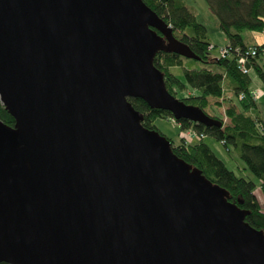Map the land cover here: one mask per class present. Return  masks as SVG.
<instances>
[{
    "label": "water",
    "instance_id": "1",
    "mask_svg": "<svg viewBox=\"0 0 264 264\" xmlns=\"http://www.w3.org/2000/svg\"><path fill=\"white\" fill-rule=\"evenodd\" d=\"M160 52L200 61L143 0H0V264H264L249 212L129 102L222 127Z\"/></svg>",
    "mask_w": 264,
    "mask_h": 264
},
{
    "label": "trees",
    "instance_id": "2",
    "mask_svg": "<svg viewBox=\"0 0 264 264\" xmlns=\"http://www.w3.org/2000/svg\"><path fill=\"white\" fill-rule=\"evenodd\" d=\"M205 1L210 11L217 17L219 28L227 37V45L233 49V54L228 59L210 56L211 43L208 40L207 28L198 21L197 16L182 0H143L172 28L174 36L188 45L191 51L200 58L199 62L207 66L199 70L183 68V80H181L171 72V69L183 67L184 58L173 53L160 52L154 59V65L164 74L168 92L176 97L178 91L189 89L193 92V96H185L179 100L187 105L201 108L208 116L222 122L221 128H205L187 120L175 121L181 132L180 142L175 145L173 141L167 139L171 141L172 151L178 158L199 169L208 180L225 189L232 203L249 212L246 222L264 233V210L255 195V190L259 185L264 196V116L258 109L259 101H254L251 96V74L256 77L264 89V43L248 46L241 35L243 31L264 32V0ZM249 47L256 48L257 56L248 61L251 74L244 75L237 70L236 59L238 52L244 53ZM211 67H216L220 71H214ZM225 85L229 86V90L238 103L230 104L226 111V117L230 121L227 125H224L223 118L220 116L206 112L210 99L224 102L226 99ZM129 102L144 116L142 125L146 129L159 132L155 125L156 120L173 118L169 112L151 109L140 99H129ZM255 110H258L259 114L252 115ZM0 120L11 127L15 123L1 103ZM190 129L198 134H204L206 138L211 137L220 142L228 152L233 150L246 169L259 180V184L237 177L214 154L205 143V139H187L184 133Z\"/></svg>",
    "mask_w": 264,
    "mask_h": 264
},
{
    "label": "rangeland",
    "instance_id": "3",
    "mask_svg": "<svg viewBox=\"0 0 264 264\" xmlns=\"http://www.w3.org/2000/svg\"><path fill=\"white\" fill-rule=\"evenodd\" d=\"M185 5L197 16V19L200 23H203L207 28V36L208 40L210 41L211 45L216 46L215 50L210 52V56L212 58H219L218 53V47H223L228 44L227 37L221 32L219 28V23L217 17L210 11L207 3L205 0H182ZM244 41L248 43L249 45H262L264 43V32L263 33H256V32H249V31H243L241 33ZM184 66L183 67H177L172 68L171 72L178 76L181 80H183L182 73L183 68L189 69V70H199L204 67H207L203 65L202 63L194 60H188L184 59ZM214 71H220L216 67H211ZM252 77V83L253 80H257L256 77L251 74ZM252 90H259L262 94L261 98L264 97V91L261 90L259 87L256 88L254 86L251 87ZM224 95L225 100L223 103H221L222 100H215L210 99L209 107L206 109V112L210 115H213L214 113L221 118H223L224 125L229 124V119L226 117V111L228 110L230 104H238L235 96L231 91L229 90V86H224ZM193 96V92L189 89L185 91H178V94L176 95L177 99H182L185 96ZM219 101V102H218ZM259 101V100H258ZM258 109H260V114L264 116V98L258 102ZM258 110H255L252 112V115L259 114L257 113ZM156 127L158 128L159 132L165 136L166 138L173 141L175 145L179 144L181 139V132L180 128L177 125L176 122H172L167 119H158L155 122ZM185 136V133H184ZM205 143L210 147V149L214 152V154L222 160L226 167L234 172L237 177H241L246 180H250L255 182L256 184H259V180H257L247 169L244 163L238 158L236 153L233 150H230L229 152L225 149V147L215 139L211 137L205 138ZM255 195L257 197V200L259 204L261 205V208L264 210V196L262 195L259 185L257 186L255 190Z\"/></svg>",
    "mask_w": 264,
    "mask_h": 264
},
{
    "label": "built area",
    "instance_id": "4",
    "mask_svg": "<svg viewBox=\"0 0 264 264\" xmlns=\"http://www.w3.org/2000/svg\"><path fill=\"white\" fill-rule=\"evenodd\" d=\"M215 47L216 46H214V45H210L209 51L212 52L213 50H215ZM217 50L219 53V57L223 58V59H228L233 54V49L229 45H226L223 47H218ZM237 51H239V50H237ZM237 56H238L236 59L237 70L244 75H250L251 74V68L248 66V61H249V59H252V58L257 56L256 48L249 47L248 49H246V51L244 53L238 52ZM251 96H252V99L254 101H258L261 99L262 94L259 90H252ZM241 98H243V96H241ZM170 121H172L173 123L175 122L173 118ZM185 137L187 139H190V140L205 139L206 138V136L204 134H198L193 129L186 131Z\"/></svg>",
    "mask_w": 264,
    "mask_h": 264
},
{
    "label": "crops",
    "instance_id": "5",
    "mask_svg": "<svg viewBox=\"0 0 264 264\" xmlns=\"http://www.w3.org/2000/svg\"><path fill=\"white\" fill-rule=\"evenodd\" d=\"M244 42H245V41H244ZM245 44H246V45H248V46H253V45H256V44L249 45V44H248V43H246V42H245ZM252 86H254V87H256V88H258V87H259L261 90H263V91H264V89H263L262 85L260 84V82H259L258 80H256V81H255V80H253ZM263 98H264V97H263ZM263 98H261L260 100H262ZM260 100H259V101H260Z\"/></svg>",
    "mask_w": 264,
    "mask_h": 264
},
{
    "label": "bare ground",
    "instance_id": "6",
    "mask_svg": "<svg viewBox=\"0 0 264 264\" xmlns=\"http://www.w3.org/2000/svg\"><path fill=\"white\" fill-rule=\"evenodd\" d=\"M174 121H176V120L174 119Z\"/></svg>",
    "mask_w": 264,
    "mask_h": 264
}]
</instances>
